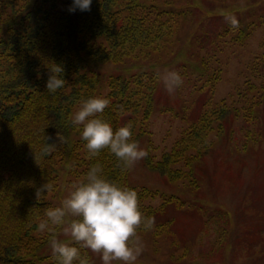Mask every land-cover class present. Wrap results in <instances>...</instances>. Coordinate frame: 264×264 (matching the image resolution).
I'll use <instances>...</instances> for the list:
<instances>
[{"label": "trees", "instance_id": "trees-1", "mask_svg": "<svg viewBox=\"0 0 264 264\" xmlns=\"http://www.w3.org/2000/svg\"><path fill=\"white\" fill-rule=\"evenodd\" d=\"M72 2L0 0V264H57L53 252L44 251L51 245L50 236H58L64 225L48 233L38 224L47 209L57 207L53 198L59 191L58 172L68 163L78 185L99 161L109 179L138 192L141 209L155 216L156 227L174 224L161 217L169 205L179 203L177 198L130 185V167L108 148L90 155L82 129L75 132L79 128L72 122L83 100L104 96L110 104L97 115L111 121L114 129L131 121L137 141L150 134L147 126L161 75L155 68L130 76L100 68L149 60L156 49L165 50L170 44L165 10L142 0H92L90 10L70 11ZM52 62L63 65L66 80L54 92L46 86ZM208 118L190 128L161 160L148 149L147 168L169 181L187 178L196 186L193 167L213 146ZM181 163L189 170H181ZM156 197L163 199L160 207L145 204ZM81 252L92 258L88 249L81 247Z\"/></svg>", "mask_w": 264, "mask_h": 264}, {"label": "rangeland", "instance_id": "rangeland-1", "mask_svg": "<svg viewBox=\"0 0 264 264\" xmlns=\"http://www.w3.org/2000/svg\"><path fill=\"white\" fill-rule=\"evenodd\" d=\"M142 1L165 10L170 44L149 60H126L100 70L130 76L155 68L161 75L150 134L139 141L156 161L205 116L213 146L193 167L196 186L187 178L173 182L149 170L146 157L130 167V185L158 189L179 202L161 217L173 219V225L138 230L143 251L134 264H264V0ZM226 12L237 17L238 27L225 18ZM168 70L183 76L174 93L164 84ZM71 164L59 169L56 206L77 185ZM178 166L189 170L184 163ZM145 204L157 208L163 199L148 198ZM66 226L58 237L74 242ZM88 250L94 264H103L99 253Z\"/></svg>", "mask_w": 264, "mask_h": 264}, {"label": "clouds", "instance_id": "clouds-1", "mask_svg": "<svg viewBox=\"0 0 264 264\" xmlns=\"http://www.w3.org/2000/svg\"><path fill=\"white\" fill-rule=\"evenodd\" d=\"M91 4L92 0H73L69 10H90ZM225 18L232 26H239L235 15L226 12ZM50 72L46 86L54 92L66 84L64 67L52 62ZM163 80L168 92L174 93L183 83V76L179 71L168 70ZM109 104L107 97H89L74 113L72 122L77 127L83 125L81 135L87 142L90 155H99L102 149L108 148L127 167H131L148 155V149L132 139L131 121L114 129L111 121L97 115L103 113ZM69 214L75 217L70 222ZM65 224V233L79 242V246L51 235L50 243L57 264H92V258L82 253L81 247L99 253L103 264H113L115 260L134 264L143 251L138 229L140 226L144 229L154 227L155 216L143 212L139 194L134 188L109 179L104 175L103 165L97 161L86 173V179L70 192L61 206L47 209L38 229L55 233L57 226Z\"/></svg>", "mask_w": 264, "mask_h": 264}]
</instances>
